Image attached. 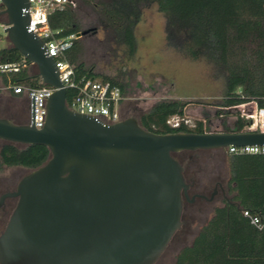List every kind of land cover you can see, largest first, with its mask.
Wrapping results in <instances>:
<instances>
[{
    "label": "water",
    "instance_id": "obj_1",
    "mask_svg": "<svg viewBox=\"0 0 264 264\" xmlns=\"http://www.w3.org/2000/svg\"><path fill=\"white\" fill-rule=\"evenodd\" d=\"M28 5L1 0V25L11 49L54 91L41 130L32 97V126L0 118V141L44 146L50 156L0 197V207L17 199L0 235V264H156L181 227L183 196L208 200L189 199L172 155L263 146L264 133L156 135L134 118L108 126L70 111L55 61L29 27Z\"/></svg>",
    "mask_w": 264,
    "mask_h": 264
},
{
    "label": "trees",
    "instance_id": "obj_2",
    "mask_svg": "<svg viewBox=\"0 0 264 264\" xmlns=\"http://www.w3.org/2000/svg\"><path fill=\"white\" fill-rule=\"evenodd\" d=\"M79 1L91 7L98 27L106 33L109 42L122 48L127 59H131L136 50L134 30L140 22L143 7L155 4L165 19L168 47L191 61H204L212 68L214 77L224 80V94L217 105L220 110L229 112L250 101L264 108L263 0ZM48 24L52 31L58 32L59 38L77 37L82 33L72 6L50 15ZM84 32L87 35L91 30ZM81 38L74 40L73 47L66 54L67 61L74 67L75 78L101 79L119 87L123 94V84L94 73L92 67L81 60ZM24 60L11 47L0 49L2 63L17 64ZM31 68L35 66L25 61V67L19 73L11 74L3 81H10L14 87H44L37 73L30 74ZM10 93L12 97L19 96ZM74 94L73 90L66 91V104L69 105ZM185 105L178 101L159 102L136 121L144 131L156 135L206 134L200 122L193 128L181 124L179 128L171 129L167 125L172 117L184 118ZM247 125V120L237 119L234 132L241 133ZM49 156V150L44 146L3 142L0 170L20 168L32 171L43 166ZM225 158L233 196L214 209L192 243L177 253L173 264H264V229L256 230L241 214L243 210L259 213L263 209L264 156L226 152Z\"/></svg>",
    "mask_w": 264,
    "mask_h": 264
},
{
    "label": "rangeland",
    "instance_id": "obj_3",
    "mask_svg": "<svg viewBox=\"0 0 264 264\" xmlns=\"http://www.w3.org/2000/svg\"><path fill=\"white\" fill-rule=\"evenodd\" d=\"M74 1L81 31L91 30L80 40V58L88 67H92L94 73L114 78L123 84L122 119L137 120L159 102L178 101L186 104L184 119L188 126L194 127L200 122L208 133L234 131L237 121L235 113L217 107L224 94V80L214 77L212 68L204 61H191L168 47L165 19L155 4L143 7L140 22L134 30L136 50L133 57L127 59L122 48L109 42L106 33L98 27L91 7L79 0ZM4 19H0V49L11 47L1 26ZM33 73H37L36 67L30 69V74ZM10 77L11 74L0 75V118L25 124L28 121L29 103L25 96L12 97L10 91L5 89L10 81L5 83L3 78ZM2 144L0 141V146ZM226 152V149L184 151L176 156L184 168L186 182H194L191 194L209 198L215 184L220 183L227 193L226 199L231 200L233 193L229 185ZM29 172L20 168L0 170V196L15 191ZM199 184L204 187L200 188ZM191 194H188L189 199ZM222 205L223 197L219 189L211 202L201 199L193 203L183 201L181 227L156 264H173L180 249L192 243L214 209ZM15 206L16 201L8 199L4 209H0V235Z\"/></svg>",
    "mask_w": 264,
    "mask_h": 264
},
{
    "label": "built area",
    "instance_id": "obj_4",
    "mask_svg": "<svg viewBox=\"0 0 264 264\" xmlns=\"http://www.w3.org/2000/svg\"><path fill=\"white\" fill-rule=\"evenodd\" d=\"M67 6L74 7L75 1L29 0L28 15L31 32L43 42L44 47L54 59L58 77L64 89L75 91L69 105L67 104V108L75 113L92 117L103 125L109 126L118 123L122 121L120 107L124 100L120 88L97 79L81 78L77 80L74 67L66 59V54L73 47V42L77 37L59 38L58 32L52 31L49 27V16L62 11ZM2 27L4 29V26ZM25 61L17 64L2 63L0 61V75L19 73L25 67ZM5 89L12 91L15 95L27 98L29 103L27 124L29 126H32V97H34V128L41 130L44 127L47 115V99L54 90L45 86L40 89H30L27 86L14 87L11 83L7 84ZM231 111L235 113L237 119L248 121V125L242 129L241 133H264V108L258 107L255 101L236 106L229 110V112ZM181 124L193 128L188 126L184 118L178 116L167 121V125L171 129H177ZM226 150L229 154L235 155L264 156V145L228 147ZM241 214L256 230L261 231L264 229V206L259 213L243 210Z\"/></svg>",
    "mask_w": 264,
    "mask_h": 264
},
{
    "label": "flooded vegetation",
    "instance_id": "obj_5",
    "mask_svg": "<svg viewBox=\"0 0 264 264\" xmlns=\"http://www.w3.org/2000/svg\"><path fill=\"white\" fill-rule=\"evenodd\" d=\"M2 10V9H1ZM0 10V11H1ZM122 118V117H121ZM16 124H20V122H15ZM182 152H184V151H182ZM182 152H179V153H174L172 156L174 157V159L176 160V156L177 155H179V154H181ZM225 159V158H224ZM179 164H180V162L178 161V160H176ZM182 167V166H181ZM182 169H183V172H184V168L182 167ZM185 182H186V180H185ZM186 184L189 186V188H188V190H187V195L190 193H192L191 191H192V188H193V186H194V182L192 181V180H189V182L187 183L186 182ZM200 188L201 187H204L202 184H199L198 185ZM220 190V193H221V196L223 197V200H227L226 199V191L224 190V188L222 187V185L220 184V183H216L215 184V186H214V188H213V190H212V193H211V195H210V197L208 198V197H206L205 195H201V194H191V197L192 196H195V195H201V196H204V197H206L208 200H204V201H206V202H211L212 200H213V198H214V196L215 195H217V190ZM16 190V189H15ZM1 197V196H0ZM8 200V199H7ZM15 201H16V203H17V199H14ZM183 201H186L185 200V198H184V196H183ZM5 202H6V200L4 201V203H3V205L0 207V209H4V207H5ZM13 212V211H12ZM11 216V215H10ZM10 218V217H9Z\"/></svg>",
    "mask_w": 264,
    "mask_h": 264
},
{
    "label": "crops",
    "instance_id": "obj_6",
    "mask_svg": "<svg viewBox=\"0 0 264 264\" xmlns=\"http://www.w3.org/2000/svg\"><path fill=\"white\" fill-rule=\"evenodd\" d=\"M9 84V83H8ZM7 86V85H6ZM6 88V87H5Z\"/></svg>",
    "mask_w": 264,
    "mask_h": 264
}]
</instances>
